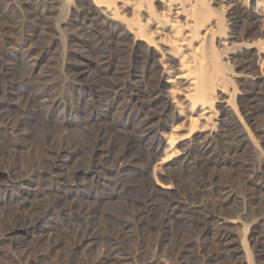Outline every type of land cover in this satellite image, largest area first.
Segmentation results:
<instances>
[{
  "label": "bare ground",
  "instance_id": "1",
  "mask_svg": "<svg viewBox=\"0 0 264 264\" xmlns=\"http://www.w3.org/2000/svg\"><path fill=\"white\" fill-rule=\"evenodd\" d=\"M26 4L31 7L29 19L39 22L43 32L59 30L62 37L68 31L69 60L80 53L75 49L78 44L92 46L87 42L90 36L106 50L87 64L65 60L62 88L55 94V81L49 80L50 70L42 65L45 52L35 55L17 44L7 47L0 63V211L10 226L0 230V259L33 264L27 254L34 243V261L55 255L53 264H75L79 255L92 256L102 243L106 247L98 264L140 259L144 264H161L160 248L175 223L182 225L200 213L208 222L217 218L221 226L234 222L217 215L214 208L188 203L183 196L163 200L167 193L182 189L168 175L170 169L191 172L200 160L216 162V154L229 149L234 139L239 140L235 148L244 149L243 129L235 116L242 112L254 119L257 88L264 79V0H27ZM20 31L21 40L15 43L25 45L28 34ZM106 34L109 38L103 41ZM118 42L125 47L121 62L114 52ZM80 56L87 54L83 51ZM236 59L238 67L248 69L254 63L261 69L243 92L232 84L236 74L231 62ZM93 66H118V71L114 69L121 81L110 98L90 75ZM18 68L19 77L10 79V72ZM37 79L42 81L37 84ZM68 84L74 92H68ZM36 121L43 139L40 150L32 139ZM55 127L78 132L80 141H60L57 147ZM136 149H142L145 158L133 154ZM35 150L41 155L27 164ZM84 152L85 166H73ZM139 179L144 182L138 183ZM9 187L17 190L9 194ZM138 190L146 194L135 200L132 195ZM116 201L132 203L129 220L106 210ZM8 207L13 212L8 214ZM99 219L109 227L106 235L100 232ZM108 220L116 221V230ZM62 230L71 238L66 256H61ZM126 241L135 243L133 252H123Z\"/></svg>",
  "mask_w": 264,
  "mask_h": 264
},
{
  "label": "rangeland",
  "instance_id": "2",
  "mask_svg": "<svg viewBox=\"0 0 264 264\" xmlns=\"http://www.w3.org/2000/svg\"><path fill=\"white\" fill-rule=\"evenodd\" d=\"M26 1L27 0H0V14H3L1 16V24L4 26L3 33L6 34L4 39L0 37V57L2 58H0V63L1 60L6 59L5 53L7 52V47L16 44L18 45H16L17 48L22 46L21 49L25 48V50H32V53H35V55L40 52L41 54L45 52L43 54L42 65L50 70L51 75L49 80L55 81L52 86V92L57 94V92L59 93L62 88L61 84H63V78L60 77V73L66 71V61L69 60L68 56L66 55V52L68 53V50H70L68 31L64 30L62 32V37H60V33L58 32L59 30H55L52 32V34H48L49 32H43V29L38 24L39 22L31 20V18L29 19L28 10H30L31 7L26 4ZM23 17L27 20L25 19L26 21L20 25L19 20ZM59 27H57V29H59ZM21 29L23 31L25 30V32L28 34L25 45L21 43H15L16 41L18 42L21 40ZM5 38H7V43L5 42ZM107 38L109 37L106 34L102 40L104 41ZM87 42L92 46L87 47L78 44V46H75V49H77V52L80 53L83 51L86 52L88 58L82 57L80 56V53H77V56L72 57L71 55L69 62L76 59L87 64L92 59H95L96 54H101L106 50V45L103 43H98V39L94 36L87 37ZM120 43L121 42H118L114 48L116 60L119 62L124 60L123 54L125 52V47L122 45V43L120 45ZM100 45L104 47H101ZM93 52L95 54H93ZM235 61L236 62H231V68L234 70V75L236 74L235 78H233L232 84L233 86H236L239 91L243 92L244 90L246 91L251 88V79L258 74L260 75L261 69L258 64L254 63H250L248 69H243L236 66L239 63H237V59ZM140 65L142 66L141 69H143L144 64L142 63ZM93 68H95L92 71L94 73L91 72L90 75L94 76V78L97 80L98 89H101V92L104 95L108 94L107 96L110 98L113 95L112 90L114 89L115 85H117V83L119 84L121 81V78H119L121 75L116 72V69L118 71V66H112L111 68L107 66L104 67L105 69L103 67H99L98 69L97 67L93 66ZM20 72L21 69L19 68L11 71L9 78H12L13 80L17 79L20 75ZM45 79L48 80V78ZM40 81L42 80L37 79V84ZM0 84H3L1 72ZM70 85L71 84H68L66 86L68 92H74L72 90V85ZM257 89L258 100L254 108V119H250L242 112L239 113V116H235L237 122L239 120V126L241 129H243V139L240 141L244 144L243 150H238L235 148V146L239 145V140L234 139L231 141V144L229 145L230 147H227L229 149H226L225 152L221 151V153L219 152V154H216V162L211 163L207 162L206 160L205 162L200 160L199 165L196 166L195 169L192 168L191 172L190 170L187 172H182L181 169L179 170L172 168L168 171L169 174L167 173L175 181V184L178 183L182 189L167 193L165 195L166 198L164 196V202L171 198L176 199L183 196L188 203H195V205L208 207L212 210L214 208V210L218 213L217 215H221V217L224 216V218H227L228 220L234 219L235 221L224 222L221 226L217 223V218L215 221L208 222L207 218H205V216L200 213L195 217H187L185 223H182V225L181 223L178 224V222L175 223L171 233L168 236V240L163 243L160 248V254L163 255H160V258L163 259L161 264H264V79L261 80V84ZM121 105L122 100H119L117 106L120 107ZM86 107L91 110V105ZM119 114L120 112H116L114 115L119 118L121 116V114ZM38 124L39 123L37 121L35 126L33 124L32 139L34 141H32L35 142V149L40 150L38 149V146L42 144L43 139ZM59 128L60 127H55L54 129V131L56 130V133L58 131L56 134V144L54 143L57 147L60 146L62 142L67 140L72 144H76V141H80L78 132H72L68 129H65L64 132V129L62 130V128H60V130H62V132H60ZM58 135L61 136L59 137ZM132 153L139 155L141 158L145 156V153L142 149H136V151H133ZM39 154L40 153L35 150L34 157H29L27 159V164H30V162L39 156ZM87 156L88 153L84 152L83 155L76 159L77 161L73 163V166L84 167ZM43 159V163H46L47 159ZM221 159L224 161L222 162ZM19 161L21 164H23V158ZM201 162L203 164H201ZM224 162L226 163L224 164ZM24 167H27V165L24 164ZM116 178H118V176L116 177L114 175L113 180ZM147 179V182H145L150 183L149 181L152 180L151 175H148ZM178 179H181V183ZM137 182L141 184L144 181L139 179ZM208 184H210V186ZM32 188L33 190L36 188L38 189L37 184H34V186L32 185ZM9 189V194H12L17 190L16 187H9ZM144 192L146 194V191H135L132 195V198L135 200H140L143 195H145ZM127 203H120L116 201L115 204L112 203L111 205L105 206V208H108L106 209L108 211L113 209L115 216L125 219L127 218L129 220V216L131 215L130 213H132L133 207L131 202ZM162 209H160V211L157 213L158 215L155 217V219H158H154L155 223H158V221V224L161 223L163 213L160 212H163ZM13 210V207H8L6 212L9 214L13 212ZM125 212L129 213L126 214ZM124 213L125 215L122 216ZM237 216H240V219L239 217L237 218ZM0 218V230L8 228L7 226H10V220H8V216L5 218L0 211ZM102 220L103 219H99L97 224L102 225H98V227L100 232H102L101 234L103 235L104 233V235H106V230L109 227L106 229L104 220ZM107 223L112 226L110 227L113 228V230H116V227H118L115 220H108ZM68 234L69 233L65 230H62L59 233V237L61 238L60 241H62L61 256L67 255V247L71 242L70 234ZM126 242L127 243H125L123 246V252H133V249H135V243L132 241ZM33 245L30 244V254H27V256L31 255L30 258L33 259V264H53L55 255L48 261L43 259L34 261L36 255L34 254L35 245ZM101 245H98L97 247V249L100 248L99 252L97 249H95V252L92 256L84 259L82 255H79L75 264H92L93 262V264H98V261L96 260L102 257V250H104L106 247H102ZM25 262H27V258ZM0 264H9V262H5L3 259H0ZM112 264H144V259H140L137 262L132 263H127V261H112Z\"/></svg>",
  "mask_w": 264,
  "mask_h": 264
}]
</instances>
